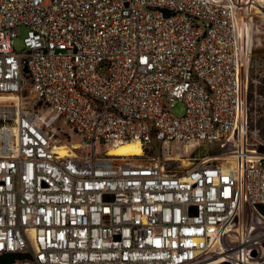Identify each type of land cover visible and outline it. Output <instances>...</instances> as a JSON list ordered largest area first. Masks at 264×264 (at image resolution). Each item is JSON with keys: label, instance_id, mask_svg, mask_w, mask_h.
Masks as SVG:
<instances>
[{"label": "built area", "instance_id": "built-area-1", "mask_svg": "<svg viewBox=\"0 0 264 264\" xmlns=\"http://www.w3.org/2000/svg\"><path fill=\"white\" fill-rule=\"evenodd\" d=\"M247 97L237 0H0V258L197 264L241 211L264 227Z\"/></svg>", "mask_w": 264, "mask_h": 264}, {"label": "rangeland", "instance_id": "rangeland-1", "mask_svg": "<svg viewBox=\"0 0 264 264\" xmlns=\"http://www.w3.org/2000/svg\"><path fill=\"white\" fill-rule=\"evenodd\" d=\"M237 1L239 42L242 52V80L243 84L248 88V97L246 101L244 100L240 119L241 123L237 134L244 141L245 138L243 139L242 133L247 127L248 141L258 143L259 146H262L259 141L264 142V3L257 5L255 0L254 2L253 0ZM14 44L16 49L20 50L22 48V35L15 39ZM173 112L176 115H182L184 113V104L182 101H176ZM68 142H71L70 138H64L61 141V143ZM76 142L77 140L72 143ZM254 145L256 144H253L251 147L255 148ZM209 152H211L209 146L201 144L191 154V158L184 160L185 163L179 161L175 164L181 165L180 168H188L192 164L193 157ZM225 161H228L226 164L232 165L238 162L233 157ZM235 220L238 222L235 231H227L224 229L220 236V244L224 249L221 252L223 253H213V256H207L197 264H264V250H262V248L264 249V227L260 225L258 229L256 227L253 233H250L251 221L246 222L245 210L241 211ZM230 248H232L231 251L227 253ZM239 249H242L243 257L246 260L233 258L232 255L239 254ZM248 253H251L254 258H249ZM225 259H230L232 262L224 261Z\"/></svg>", "mask_w": 264, "mask_h": 264}, {"label": "bare ground", "instance_id": "bare-ground-1", "mask_svg": "<svg viewBox=\"0 0 264 264\" xmlns=\"http://www.w3.org/2000/svg\"><path fill=\"white\" fill-rule=\"evenodd\" d=\"M7 98H14V97L12 95H9V96H7ZM60 145H61L60 150H61V153L62 154H68V153H70V149H69V146L67 144L60 143ZM108 153L109 154H114V155H127V154H130V155L131 154L132 155H138V154H142L143 153V148H142V144L139 141L133 140V141H128V142H124V143H119V144H117L115 146H111L109 148ZM235 227H237V224L235 222H231L229 225L226 224V230L227 231H235ZM257 229H258V227H257ZM254 230H255V228L252 229L251 233H253ZM239 232H240V230H239ZM250 244H253V243H250ZM219 245L221 246L220 241L218 240L217 243H216V246L218 247ZM221 248H222V246H221ZM231 249L232 248L228 249V252L227 253H229L231 251ZM222 250H224V249L222 248L221 250H213V252L216 253V254H221V253H223V252H221ZM262 250H264V249L262 248ZM238 252H239V254L232 255L233 258H236L238 260H244V259L246 260V258L243 257L244 255L242 254V249H239ZM245 255H246V253H245ZM247 255H248L249 258H254V256L251 253H248ZM263 255H264V253H263ZM224 261H231V260L230 259H225ZM224 261H223V263H224Z\"/></svg>", "mask_w": 264, "mask_h": 264}, {"label": "water", "instance_id": "water-1", "mask_svg": "<svg viewBox=\"0 0 264 264\" xmlns=\"http://www.w3.org/2000/svg\"><path fill=\"white\" fill-rule=\"evenodd\" d=\"M6 256L8 257V260L5 261V260H4V257H5V256H2V257L0 258V264H6V263L12 261V260H13L14 258H16V257H24V254L10 253V254H7Z\"/></svg>", "mask_w": 264, "mask_h": 264}, {"label": "trees", "instance_id": "trees-1", "mask_svg": "<svg viewBox=\"0 0 264 264\" xmlns=\"http://www.w3.org/2000/svg\"><path fill=\"white\" fill-rule=\"evenodd\" d=\"M259 209H260V211L264 212V206L260 205Z\"/></svg>", "mask_w": 264, "mask_h": 264}]
</instances>
